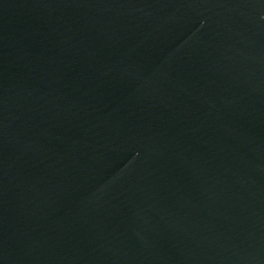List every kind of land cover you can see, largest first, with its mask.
I'll return each mask as SVG.
<instances>
[{
    "label": "water",
    "instance_id": "water-1",
    "mask_svg": "<svg viewBox=\"0 0 264 264\" xmlns=\"http://www.w3.org/2000/svg\"><path fill=\"white\" fill-rule=\"evenodd\" d=\"M0 264H264V0H0Z\"/></svg>",
    "mask_w": 264,
    "mask_h": 264
}]
</instances>
